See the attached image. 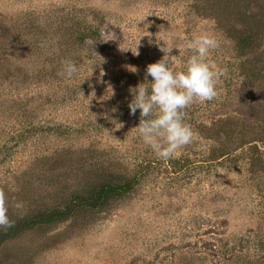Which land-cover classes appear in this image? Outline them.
I'll return each mask as SVG.
<instances>
[{"label": "rangeland", "instance_id": "1", "mask_svg": "<svg viewBox=\"0 0 264 264\" xmlns=\"http://www.w3.org/2000/svg\"><path fill=\"white\" fill-rule=\"evenodd\" d=\"M203 33L228 76L185 110L198 137L164 160L143 143L130 89L151 83L157 40L179 72ZM66 60L71 78L59 75ZM128 178L133 189L107 205L7 237L0 264H264V0H0L10 228Z\"/></svg>", "mask_w": 264, "mask_h": 264}, {"label": "clouds", "instance_id": "2", "mask_svg": "<svg viewBox=\"0 0 264 264\" xmlns=\"http://www.w3.org/2000/svg\"><path fill=\"white\" fill-rule=\"evenodd\" d=\"M114 39L116 38L102 41ZM156 43L164 55L147 65L145 80L150 76L151 83L142 82L130 89L133 98L128 107L132 115L139 110L140 119L136 128L143 143L159 158L168 160L173 158L179 149L192 144L198 137V133L185 122V110L197 101L214 100L218 96L217 88L222 82V77L228 76V69L219 68L208 59L210 52L220 47V41L214 35L203 33L187 44V49L192 55L187 60L185 70L179 72L170 67L173 62L171 54L173 48L161 45L159 40ZM139 44L140 38L135 50L130 49L136 56L139 55ZM120 50L129 49L120 47ZM63 63L64 67L59 75L71 78L77 73L78 68L74 61L66 60ZM112 95L113 89L105 99L111 98ZM14 207L19 209L22 204L16 203ZM13 223L8 216L6 193L0 188V228H10Z\"/></svg>", "mask_w": 264, "mask_h": 264}, {"label": "trees", "instance_id": "3", "mask_svg": "<svg viewBox=\"0 0 264 264\" xmlns=\"http://www.w3.org/2000/svg\"><path fill=\"white\" fill-rule=\"evenodd\" d=\"M133 178H128L123 182L117 183L113 181H106L103 184L94 186L89 194L79 195L72 198L67 206L63 208H56L51 211H42L31 218H27L19 223L17 227L9 228L0 233V245L12 235L33 228L38 224L44 222H51L54 220L64 221L70 218L74 212H77V208L86 205L89 208H98L100 206L107 205L113 197L125 193L133 189L134 182Z\"/></svg>", "mask_w": 264, "mask_h": 264}]
</instances>
